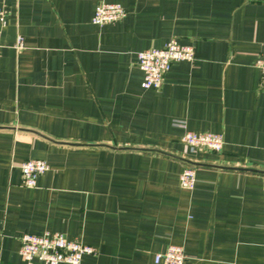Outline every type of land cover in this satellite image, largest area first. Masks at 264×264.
Segmentation results:
<instances>
[{
    "label": "crops",
    "instance_id": "1",
    "mask_svg": "<svg viewBox=\"0 0 264 264\" xmlns=\"http://www.w3.org/2000/svg\"><path fill=\"white\" fill-rule=\"evenodd\" d=\"M99 3L126 11L91 23ZM0 264H24L23 233L96 249L80 264H264V0H0ZM17 35L24 48L17 52ZM175 39L194 50L159 90L137 53ZM223 137L191 152L184 129ZM49 171L22 186L20 164ZM195 169L192 191L179 187ZM33 264H42L34 261Z\"/></svg>",
    "mask_w": 264,
    "mask_h": 264
},
{
    "label": "built area",
    "instance_id": "2",
    "mask_svg": "<svg viewBox=\"0 0 264 264\" xmlns=\"http://www.w3.org/2000/svg\"><path fill=\"white\" fill-rule=\"evenodd\" d=\"M5 12L0 8V23L4 26ZM126 17L124 8L115 3H99L94 11L91 23L95 26L122 21ZM24 48V39L17 35L14 49L19 52ZM194 50L190 46L180 45L175 39L169 40L162 49L150 48L137 53L138 67L143 74V89L159 90L164 82V75L175 62H193ZM259 71V90L264 92V53L255 62ZM174 126L184 129L181 142L191 152L221 153L224 141L220 134L195 133L186 130L182 121H175ZM23 177L22 186L34 188L37 178L49 171V165L43 160H26L20 164ZM179 187L192 191L195 186V169L185 167L178 177ZM1 236V231H0ZM96 249L77 240L67 239L63 234L45 232L42 235L23 233L19 237L18 254L24 264H33L36 260L42 264H80L84 256L96 255ZM187 257L178 245L168 246L162 253L154 256L155 264H184Z\"/></svg>",
    "mask_w": 264,
    "mask_h": 264
},
{
    "label": "trees",
    "instance_id": "3",
    "mask_svg": "<svg viewBox=\"0 0 264 264\" xmlns=\"http://www.w3.org/2000/svg\"><path fill=\"white\" fill-rule=\"evenodd\" d=\"M191 167V166H190Z\"/></svg>",
    "mask_w": 264,
    "mask_h": 264
}]
</instances>
